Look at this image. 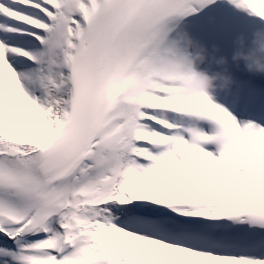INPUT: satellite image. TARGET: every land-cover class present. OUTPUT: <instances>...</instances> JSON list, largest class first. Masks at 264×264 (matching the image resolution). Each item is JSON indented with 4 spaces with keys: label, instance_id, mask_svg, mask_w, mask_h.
<instances>
[{
    "label": "snow or ice",
    "instance_id": "obj_1",
    "mask_svg": "<svg viewBox=\"0 0 264 264\" xmlns=\"http://www.w3.org/2000/svg\"><path fill=\"white\" fill-rule=\"evenodd\" d=\"M194 2L0 0V264H264V127L126 84Z\"/></svg>",
    "mask_w": 264,
    "mask_h": 264
},
{
    "label": "clouds",
    "instance_id": "obj_2",
    "mask_svg": "<svg viewBox=\"0 0 264 264\" xmlns=\"http://www.w3.org/2000/svg\"><path fill=\"white\" fill-rule=\"evenodd\" d=\"M172 31L176 52L154 56L146 68L133 60L126 80L131 92L172 105L185 98L212 97L219 90H227L234 82L233 65L252 76H264V27L237 34L227 55L217 46L209 52L180 25L166 35ZM210 63L216 68L208 67Z\"/></svg>",
    "mask_w": 264,
    "mask_h": 264
},
{
    "label": "bare ground",
    "instance_id": "obj_3",
    "mask_svg": "<svg viewBox=\"0 0 264 264\" xmlns=\"http://www.w3.org/2000/svg\"><path fill=\"white\" fill-rule=\"evenodd\" d=\"M165 23L168 25V27L170 29L174 28V26H176V25H180L181 27H185V25H186V23L184 21H182L180 18H171V19L167 20ZM173 32L174 31L170 32L168 37H167V40L169 42H173L172 41Z\"/></svg>",
    "mask_w": 264,
    "mask_h": 264
}]
</instances>
